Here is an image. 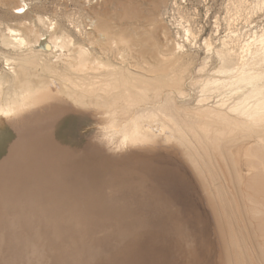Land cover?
Segmentation results:
<instances>
[{"label": "bare ground", "instance_id": "bare-ground-1", "mask_svg": "<svg viewBox=\"0 0 264 264\" xmlns=\"http://www.w3.org/2000/svg\"><path fill=\"white\" fill-rule=\"evenodd\" d=\"M25 7H12L17 11L14 22L0 20V253L35 264L36 208L10 194L27 168L22 161L30 151L21 155V139L43 136L48 143L43 134L49 126L44 120L57 107V113L98 116L101 142L104 139L115 147L112 151H121L119 161L131 157L150 169L157 158L170 156L177 163L179 159L211 215L213 240L205 223L195 218L194 226L189 224L184 211L163 195L162 187L163 192L159 190L154 177L158 171L147 174L149 179L142 175L154 182L142 198L124 199L118 210L100 207L103 211L97 215L109 226L112 222L107 218L117 217L115 228L123 237L117 257H129L142 243L149 252L146 259L156 258L160 264L172 251L182 264H264V26L260 31L248 27L264 11V0H228L225 35L204 42L206 57L198 79L190 75L193 57L179 46L178 24L191 44L196 36L178 17H173L177 31L171 42L164 32L170 53L135 68L130 62L125 66L127 60L118 53L114 56H121L120 64L118 58L110 61L96 55L92 37L76 42L50 17L34 15L35 20L26 21ZM102 20L96 16L94 30L108 43H129L123 32L103 35ZM80 23L79 19L71 22L79 37ZM190 78L193 97L185 90ZM190 95L193 102L182 103ZM7 124L15 137L2 146ZM97 168L88 166L91 172ZM153 190L163 199L156 198ZM94 191L93 195H100ZM91 201L85 199L87 204ZM134 207H143L150 218L145 213L138 216ZM92 214L85 213L81 219L90 220ZM15 263L10 259L5 264Z\"/></svg>", "mask_w": 264, "mask_h": 264}, {"label": "rangeland", "instance_id": "rangeland-1", "mask_svg": "<svg viewBox=\"0 0 264 264\" xmlns=\"http://www.w3.org/2000/svg\"><path fill=\"white\" fill-rule=\"evenodd\" d=\"M17 4L20 6L27 4L25 8H28L26 12L28 20L26 21L35 20L36 15L50 17L62 29L70 31L76 42L83 38L86 40L88 36L92 37L95 41L92 48L96 55H103L110 61L118 58L120 64L121 56H114L118 53L127 60L123 61L125 66L130 62L134 67L136 65L141 67L145 62L157 61L161 53H170L171 38L177 31L174 18L178 17L179 22L183 21L184 27L190 25L196 36L195 43L191 44L192 41L185 40L186 34L178 24V33L182 37L179 39L178 36V42H181L179 46L183 45L187 54L193 57L190 75L198 79L201 77L199 74L201 63L206 57L204 42L207 40L216 42L225 35L224 20L228 0H0V20L5 22L17 20L15 15L17 11H12V7ZM177 8L180 12L178 14ZM96 16L100 20L103 19V30H101L103 35L113 37L114 34L123 32L127 34L129 43L115 46L111 45L110 41L108 43L106 38L94 30ZM78 19L81 22L80 37L77 36L78 30L71 24L73 20ZM263 26L264 11L255 15L248 27L252 31H260ZM165 31L168 32L170 42L165 38ZM1 48L0 44V50ZM4 68L5 71H9L8 67ZM190 80L191 78L186 82L187 93H189ZM192 97L190 95L182 103H192ZM44 108H48V104L44 105ZM97 117L88 113L80 116L72 111L57 113V107H54L44 120V123L48 121L49 126L46 130L47 134H43L48 139V143L43 136L21 139L23 144L28 145L26 148L22 144L21 155L26 150L30 153L23 158L25 160L22 161L23 167L27 163V168L22 167L24 170L22 178L15 182V190L10 196L19 195L27 206L30 207L32 204V207L36 208V216L33 220L36 239L35 264H91L92 262V264H136L138 260L141 264H158L156 258L146 259V254L149 252L144 246L142 247V243L129 257H117L123 239L119 236L121 232L115 228L117 217H114V220L107 218L112 222L111 226L97 219V215L103 211L100 207L115 209L116 206L118 210L124 199L142 198L154 183L151 179L147 180L149 179L147 174L154 176L156 171L159 173L156 172L154 177L159 190L160 187L163 188L164 192L161 189L163 195L170 201L173 199L177 210L179 208L184 211V219H188L189 224L194 226L195 218L205 223L207 235L213 240L211 215L185 165L179 159L177 163L175 160L177 158L171 160L170 156L164 157L165 160L155 159L156 165L150 169L145 167L144 161L135 162L131 157L119 161L117 154L121 151H112L115 147L103 141L104 139L101 142L103 136H99L101 126H98ZM2 134H4L2 146L15 137L8 124ZM39 138L43 139L39 140ZM33 144L34 148H32ZM84 165H97L101 172L98 168L91 172L88 166L84 167ZM100 173L104 177L100 176ZM136 177L141 178L137 181ZM30 190L34 192L29 194ZM93 190L100 195H93ZM153 191L156 198L163 199L162 194ZM89 198L92 201L87 204L85 199ZM94 198H96V207ZM91 204L94 205L90 209ZM91 211L95 213V217L92 214L90 220L81 219V216ZM134 211L138 216L144 213L149 218L151 216V213L143 207ZM0 212H3V209H0ZM120 221L123 224L126 222V220ZM166 257L161 259V264L183 263L174 251L167 252ZM10 259L16 260L15 264H27L0 253V260L4 264Z\"/></svg>", "mask_w": 264, "mask_h": 264}, {"label": "snow or ice", "instance_id": "snow-or-ice-1", "mask_svg": "<svg viewBox=\"0 0 264 264\" xmlns=\"http://www.w3.org/2000/svg\"><path fill=\"white\" fill-rule=\"evenodd\" d=\"M19 11H21V12H22V11H24V9H22V8H21V9H19Z\"/></svg>", "mask_w": 264, "mask_h": 264}]
</instances>
